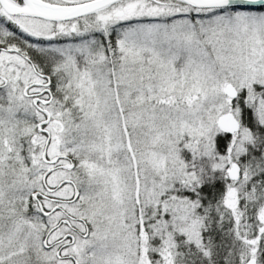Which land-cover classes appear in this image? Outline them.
<instances>
[{
  "label": "snow or ice",
  "instance_id": "obj_1",
  "mask_svg": "<svg viewBox=\"0 0 264 264\" xmlns=\"http://www.w3.org/2000/svg\"><path fill=\"white\" fill-rule=\"evenodd\" d=\"M0 264H264V0H0Z\"/></svg>",
  "mask_w": 264,
  "mask_h": 264
}]
</instances>
